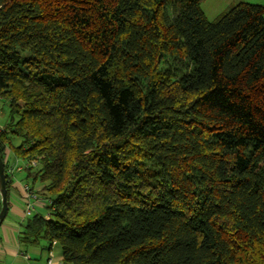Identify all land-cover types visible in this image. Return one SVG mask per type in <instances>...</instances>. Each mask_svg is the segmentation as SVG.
<instances>
[{
  "label": "trees",
  "instance_id": "obj_1",
  "mask_svg": "<svg viewBox=\"0 0 264 264\" xmlns=\"http://www.w3.org/2000/svg\"><path fill=\"white\" fill-rule=\"evenodd\" d=\"M204 1L0 0L8 199L11 155L50 210L22 254L264 264V5Z\"/></svg>",
  "mask_w": 264,
  "mask_h": 264
},
{
  "label": "crops",
  "instance_id": "obj_2",
  "mask_svg": "<svg viewBox=\"0 0 264 264\" xmlns=\"http://www.w3.org/2000/svg\"><path fill=\"white\" fill-rule=\"evenodd\" d=\"M242 2L243 1H240L239 3ZM245 3H249V2H245ZM26 164L27 163L25 161L12 157L11 155L8 159V169L14 166H17L20 169L17 170V173L15 172L13 175H11V179L13 181V185H12L13 190L10 194V202H9L10 210L6 220L0 226V264H6L8 261H11L12 264H15L19 255L22 254L18 244V234L20 231V224L23 223V221L27 218L24 216L25 210L23 204V197H24L23 187L30 186L28 183H26L27 175H26V179H24L22 174L25 171ZM38 198L39 201L35 205V209H38L39 212L35 214L44 215L46 213L45 210L47 211L46 203H45L46 200L41 198L40 195H38ZM22 255L27 261H31V259L27 256V254H22ZM61 262H62V256L57 261L54 260L55 264H61Z\"/></svg>",
  "mask_w": 264,
  "mask_h": 264
},
{
  "label": "rangeland",
  "instance_id": "obj_3",
  "mask_svg": "<svg viewBox=\"0 0 264 264\" xmlns=\"http://www.w3.org/2000/svg\"><path fill=\"white\" fill-rule=\"evenodd\" d=\"M240 1L249 2L251 4H262L264 5V0H205L202 4V10L206 15L209 21H215L217 17L221 14L228 12L232 7L239 4ZM168 16L170 19H173L174 14L172 11H168ZM9 104L7 101L0 99V128H2L8 121L9 118ZM15 145L20 143L19 140H14ZM13 157V156H12ZM27 165H25L26 169ZM17 173V170L15 171ZM23 178L26 179V172L23 173ZM26 183L29 185L32 184L31 180H27ZM37 194V193H36ZM36 211L33 212L32 215L39 212L38 209H34ZM45 210V209H44ZM45 212H47L45 210ZM44 212V213H45ZM27 256L31 259V261H27L22 254L19 255L15 264H45L50 254L48 252L41 251L40 248H30L27 250ZM53 258L57 261L61 257V248L60 246H54L52 249ZM6 264H12L11 261H8Z\"/></svg>",
  "mask_w": 264,
  "mask_h": 264
},
{
  "label": "built area",
  "instance_id": "obj_4",
  "mask_svg": "<svg viewBox=\"0 0 264 264\" xmlns=\"http://www.w3.org/2000/svg\"><path fill=\"white\" fill-rule=\"evenodd\" d=\"M35 162H31L28 164V167L35 166ZM20 168L17 166H14L12 168L8 169L9 175H13L16 170H19ZM23 204H24V216L29 217L32 216L35 205L39 201L38 195L30 188V186H24L23 187ZM47 203V201L45 202ZM46 217H49L50 215V210L47 209V212L44 214ZM46 264H55L54 263V258L52 252L50 253L49 259L47 260Z\"/></svg>",
  "mask_w": 264,
  "mask_h": 264
},
{
  "label": "water",
  "instance_id": "obj_5",
  "mask_svg": "<svg viewBox=\"0 0 264 264\" xmlns=\"http://www.w3.org/2000/svg\"><path fill=\"white\" fill-rule=\"evenodd\" d=\"M0 199H1V210H0V226L6 220L10 205L8 199V188H7V176L5 163L0 157Z\"/></svg>",
  "mask_w": 264,
  "mask_h": 264
}]
</instances>
